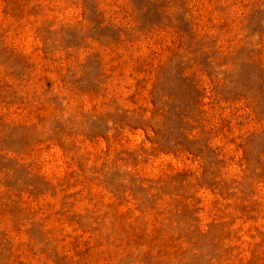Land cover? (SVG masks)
Listing matches in <instances>:
<instances>
[{"label": "rangeland", "instance_id": "374dc122", "mask_svg": "<svg viewBox=\"0 0 264 264\" xmlns=\"http://www.w3.org/2000/svg\"><path fill=\"white\" fill-rule=\"evenodd\" d=\"M0 264H264V0H0Z\"/></svg>", "mask_w": 264, "mask_h": 264}]
</instances>
